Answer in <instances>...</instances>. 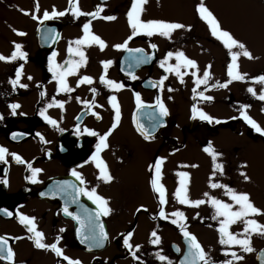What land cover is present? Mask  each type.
I'll list each match as a JSON object with an SVG mask.
<instances>
[{"label": "flooded vegetation", "instance_id": "af4514ba", "mask_svg": "<svg viewBox=\"0 0 264 264\" xmlns=\"http://www.w3.org/2000/svg\"><path fill=\"white\" fill-rule=\"evenodd\" d=\"M55 2L61 3L57 11L69 7L68 0ZM77 2L82 12H93L97 5H101V16L111 15L116 18L107 21L81 15L74 19L71 12H68L62 17L45 20L48 23L42 29L39 39L37 28L44 20L29 19L27 30L26 22L18 29L25 35H17L16 41L22 45L26 59L17 58L11 61L15 63L11 79H15L16 68L22 66L20 83L28 87L17 86L13 90L9 80L0 77V146L7 149V162L0 161V209L13 214L7 216L0 212V236L7 238L14 251L13 264H68L50 250L34 247L33 241L28 239L30 233L27 226L18 222L16 213L19 212L34 218L36 229L43 233L44 243L51 244L59 236L58 246L63 250V254L70 259L79 260L81 264H169V261L171 264H181L187 252V244L178 225L171 223L172 219L178 218L172 217L171 212H166L164 218L160 216L161 207L164 212L165 208L160 205L158 194L151 189L149 182L155 168H150L149 165H154L157 157L164 158L160 180L164 188V181L167 180L176 190L182 179L177 173H188L187 195L191 200L206 199L203 193L207 192L210 196L231 204L232 201L224 194L223 188L209 187L211 181L227 185L237 192L248 193L252 203L264 212V186L254 187L252 190L249 188V179L245 181L240 175L243 172L248 176L249 160L247 161L246 156L257 153H246L244 147L246 123L241 116V106L245 100V78L228 82L227 65L231 62V57L197 14L196 6L201 0H174L175 10L167 18L161 0H147L143 5V20L158 19L186 26L184 29L172 31L170 37H175L176 40L178 38L179 45L189 46L191 49L187 54L184 50L176 48L167 51L165 37L157 34L151 37L136 35L128 41L126 48L116 49L114 45L122 44L131 34L126 18L131 0ZM202 2L216 17L221 28L241 43L245 40L243 28L246 18L251 23L253 18L255 29H264V0H226L223 1L225 4L219 3L218 0ZM225 12L226 17L237 16V27L223 28L224 16L221 18L219 15ZM89 21L91 32L101 37L106 46L103 50L97 44L82 46L81 50L87 58L86 63L76 74L66 77L72 91L58 93L56 82L47 68L48 56L55 51V62L64 64L69 58L66 51L69 41L82 36V25ZM53 35L55 39L52 38ZM259 37L261 41L264 40V34ZM151 44H155L156 48H151ZM197 47L202 50L207 47L211 51L207 54L209 57H196L199 54L196 53ZM128 49H143V52H132ZM169 51H182L185 56L196 62L197 68H181V78L172 71L165 72L164 68L160 67V61ZM256 53L254 56L258 59L248 71L245 66L239 64L240 57L237 58V70L244 77L248 74V79L264 76V61L261 63L264 53ZM133 57H144L145 62L137 64ZM105 60L112 61L106 70L100 63ZM168 64L175 65V57L171 58ZM206 68L210 73L207 83L196 85L192 71L197 72V77L203 78ZM102 72L107 80L120 83L123 87L119 90L106 87L99 79ZM29 76L32 77L31 80L28 79ZM81 76L92 77V83H83L77 87V80ZM133 76L135 79L131 78ZM162 76L166 77L162 86H151ZM226 82V87L219 86ZM92 88L96 89L95 95L90 91ZM193 88H196L195 96ZM41 91L45 93L44 96H40ZM201 92L212 99H203L199 95ZM133 93L139 94L144 107H136ZM109 96L115 97L120 115L117 127L107 137V147L98 153L113 177L110 182L105 183L97 179L99 169L89 157L96 151L99 136L111 127L115 115L108 103ZM157 96L168 110V115L163 118L159 116L155 103ZM53 101L63 102V108ZM84 101H88L91 107L85 105ZM13 103L19 105L15 114L9 108ZM193 104L212 116L213 122L208 123L199 118L191 119ZM42 108L45 109V115L57 122L55 126L50 125L40 115ZM255 109L256 112H261L260 103ZM243 111L245 112V109ZM93 112L97 113L99 118L92 115ZM150 116L153 118L150 119ZM134 119L149 130L148 140L137 131ZM217 120L220 122L216 123ZM85 129L96 132L97 136L89 135ZM252 129L248 130V137L257 138L255 141L259 140L264 149V135ZM11 132L17 134L15 139L12 138L14 133L10 135ZM37 133L43 137V142ZM209 142L216 152L221 153L217 157V163L222 165V173L216 170L213 175L212 158L203 151ZM11 153L18 154L26 163H16ZM262 154L264 155V151ZM85 161L88 162L84 163ZM28 163L31 167L42 169L36 176V183L25 178L31 175ZM165 166L169 168L167 174L164 173ZM73 169L82 174L84 187H95L97 193L108 201L111 212L107 216H101L107 234V244L103 248L93 245V248L87 250L86 246H81L76 240L74 221L62 211L66 204L76 207L82 202V205L89 203L95 208L96 205L84 195H80L77 202L72 203V189L54 194L62 181L81 186L80 182L70 175ZM200 187L203 188L202 194H198ZM41 190H44L45 195H41ZM117 208L122 211L119 215L116 214ZM185 208L182 221L186 225L185 230L196 237L207 253L209 264H223L226 260H230L232 264H262L264 235L251 234V246L254 251L248 253L243 252L237 245H221L218 242L217 229L219 220L223 217L212 219L214 209L208 203L199 206L185 205ZM174 211L175 208L172 212ZM249 218L264 225V214ZM61 228L64 229L63 232L59 231ZM88 228L89 223L81 226L83 236L88 234ZM242 229L241 222L232 224L229 228L233 233H240ZM153 230L160 237V243L155 245L149 243ZM128 232H132L129 241L133 246L132 250L124 247L123 243V237ZM15 237L22 238L14 239ZM136 245H140L138 250L135 249ZM177 247L179 251L175 250ZM133 251L138 259H133ZM225 252H236L243 259L234 260L230 254L225 255ZM156 253L167 257V260H158ZM0 264L8 262L0 260Z\"/></svg>", "mask_w": 264, "mask_h": 264}, {"label": "snow or ice", "instance_id": "6c2138e0", "mask_svg": "<svg viewBox=\"0 0 264 264\" xmlns=\"http://www.w3.org/2000/svg\"><path fill=\"white\" fill-rule=\"evenodd\" d=\"M147 2V0H131V4L129 9L126 12V18L128 27L131 30V34L125 39V41L122 44H116L114 47L116 49H123L126 48L127 43L129 40H131L134 36L143 34L148 37L153 36L154 34L160 35L165 38H170V35L172 31L176 29H184L186 26L181 23L176 22H168L164 20H158V19H149V20H143L141 19V14L144 11L143 5ZM68 8H65L63 11H57L55 7H53L52 11L49 12L48 10H45L43 12L42 17H38L35 13L31 14V18L33 20H48L52 18H59L64 16L66 13L71 12L73 15V18H77L81 15L89 16L92 18H100L107 21L114 20L116 17L107 15V16H101V12L103 11V7L101 5H97L96 9L93 12H82L78 7L77 0H68ZM36 10L39 9L38 2L35 4ZM24 15H29V13L25 10H21ZM196 12L199 15L200 19L204 21L208 29L213 37H215L220 43L223 45L225 49L228 50V55L231 57V62L227 65V75L229 77V81L232 80H243L244 75H242L238 70V64H237V58L241 54L244 57H247L249 59L252 58L251 53L246 49L245 45L235 39L227 30H224L221 28L219 22L217 21L216 17L213 15V13L203 4L202 0L201 3H199L196 6ZM90 21L86 22L82 25V32L83 35L69 41L68 47L66 49L69 58L65 60L64 64L56 63L54 58L56 57L57 53L53 51L48 56V71L52 74V79L56 82V91L59 92H70L72 89L69 87L66 77L69 75H74L77 73L78 69L83 66L86 63V56L84 51H82V46L85 45H91V44H97L99 45L100 49L103 50V48L106 46L105 41L99 37L98 35H95L91 32L90 29ZM190 27V26H189ZM13 32H15L17 35H25V33L20 32L16 29H12ZM53 31V30H48ZM55 39V35L52 37ZM151 48L155 49L156 45L151 44ZM238 49L239 51H233V49ZM128 51L132 52H143V49H128ZM71 57H78V60H73ZM175 57L176 64L175 65H169L168 61ZM19 59H26V53L22 51V45L19 43L13 42V50L11 53L7 56L0 54V61L3 62H11ZM133 60L135 63H143L145 62L144 57H133ZM103 69H107L108 66L112 63V61H101L100 62ZM160 67L164 68L165 72L172 71L174 72L178 78H181L183 73L180 71L181 68H192L196 69L197 64L194 60L188 58L185 56V54L182 51H176L172 52L169 51L165 54L163 59L160 61ZM22 75V66L17 67L15 70V79H9V83L12 85L13 90L17 86L21 88H27L28 86L26 84L20 83V78ZM131 76V73H129ZM191 75L195 78L194 83L196 85L200 84H206L207 79L210 76V73L208 72L207 68L204 70L203 78L197 77V72L192 71ZM135 79V77H131ZM166 77L162 76L160 80L152 84L151 86H162L164 79ZM29 80L32 79L31 76L28 77ZM100 82L104 84L106 87H110L116 90H119L123 87L122 84L117 83L112 80H107L105 77L104 72L101 73ZM254 80L264 83V76H259L253 78ZM220 84V87H226L227 83ZM92 83V77L90 76H81L77 80V87L80 84ZM181 83H183V80L181 79ZM171 90V89H170ZM90 91L95 95L96 89L92 88ZM247 91L254 96L256 95V92L253 88L249 87ZM193 94L194 96L196 93V88H193ZM45 93L43 91L40 92V96H44ZM136 107L142 108L144 107L143 102L141 101V98L138 93H133ZM199 95L206 100H211L212 97L210 96H204L203 92L199 93ZM171 98V97H170ZM258 99L261 101H264V89H262L259 93ZM77 101L80 102V98L77 97ZM53 103L57 104L61 109L63 108V102H57L53 101ZM85 105L91 107V104L88 101H84ZM94 103V99L93 102ZM108 103L112 106L115 115L113 116L111 127L103 133V135L99 136L98 143L96 145V151L92 153V155L89 157V160L94 162L95 167L99 169V175L97 177L98 180H102L105 183L110 182L113 177L110 175L106 163L98 156V153L103 149L107 147V137L111 134L112 130L117 127L118 121H119V107L116 102L115 97L109 96L108 97ZM155 103L157 105V110L159 112V116L161 118L168 115V110L161 101L160 97L157 96L155 98ZM50 106V105H49ZM19 107L18 104H10L9 108L13 110V114H15V109ZM47 107V106H46ZM249 107L248 105H242L241 106V116L244 119L245 123L250 125L251 128H253L256 132L260 133L261 135H264V129H262L256 121H254L251 117H249L243 109ZM264 111V109H262ZM191 119L199 118L202 121H207L208 123H212L214 118L202 110L198 109L195 104L191 107ZM40 115L50 124L55 126L56 121L45 115V109L42 108L40 110ZM92 115L99 118L98 114L93 112ZM153 118L150 116V119ZM216 123H219L220 121H215ZM134 123L136 125L137 131L143 136L145 140H148L150 138V133L148 129H145L143 125L136 123L134 119ZM155 127V125H153ZM86 132H88L89 135L97 136V133L94 131H91L89 129H85ZM17 134H13L12 138L15 139ZM38 136H40L39 133H37ZM41 141L43 142V137L40 136ZM203 151L207 154H209L212 158V167H213V175L215 174L216 170H220L221 173L223 172L222 165L217 163V157L221 155V153L216 152L211 142H209L208 146L203 148ZM7 154V149L0 146V161L7 162L5 160V155ZM13 161L16 163H26L18 154L11 153ZM163 159L161 157H157L155 159L154 165H149L150 168H155V171L152 173L151 179H150V186L154 193L158 194L159 197V203L161 206H163L166 203V190L164 186L160 183L162 172H161V166L163 163ZM88 161H85L84 163H87ZM195 167V165H192ZM243 166V165H242ZM28 170L31 172L30 176L25 177L27 180H30L32 183H36V176L38 173L42 171L40 168H34L31 167V164L28 163ZM70 175L75 177L80 182V187H77L76 185L70 183L69 181H62L59 183L57 188L54 191L55 192H67V189H72L74 192V195H72V203H76L80 195L86 196L89 200L92 201L93 204L96 205L95 214L92 215L88 209H84V213L87 214L88 222H89V228H88V234L86 236H83L81 239V243L89 242L90 246H100L104 240L107 239V234L104 230V227L99 223L101 216H107L111 212V209L108 207V201L103 197L100 196L96 188H86L83 185H85V180L81 173L77 172L75 169H73L70 172ZM178 176L182 177V179L179 181V186L176 188L175 192L173 193V197L176 199V201L180 204L189 205V206H199L204 203H208L212 206L214 209V215L212 216V219H216L217 217H223V219L219 220V228L217 229L219 233V244L221 245H228L233 246L237 245L240 247V249L245 252H252L254 249L251 246V239L250 236L252 233H257L259 235H264V225L259 224L255 219H251L249 217L254 215H262L264 212L261 211V209L257 208L251 201L249 194L245 192H237L235 189H232L228 187L227 185L219 184V183H212L209 182L210 188H223L224 194L227 195L232 203H226L220 199H217L214 196H210L209 193L205 192L203 193V196L206 199H197V200H191L189 199L187 195V182H188V173L186 172H180L177 173ZM241 176H243L244 180L247 181L249 177L241 172ZM4 183L6 184L7 181L5 180ZM41 195H45V193H41ZM62 211L66 216H70L73 220H76L78 223H81L82 221L80 218L72 213L69 212L67 206H65ZM139 211V209H138ZM0 212H4L7 216H12V212L7 211L5 209H0ZM166 213L163 211V208L161 207L160 216L162 218L166 217ZM172 217L178 218V219H172L171 223L174 225H178L180 228V231L185 238V242L187 244V252L185 253L184 258L181 260V264H200V262H203V264H209V260L207 258V253L203 250L199 242L197 241L196 237L186 231V225L182 222L184 219V214L180 212L179 210L174 211L170 214ZM16 217L18 219V222L22 225L27 226V231L30 233L28 236L29 240L33 241V245L37 249H43V250H50L55 254L57 257H62L64 261H67L68 264H81L79 260H73L70 259L68 256L63 254V250L58 246L60 237L57 236L55 242L51 244L44 243V237L43 233L38 231L36 229L34 218L29 217L27 215L21 214L19 212L16 213ZM237 222H241L243 224V229L240 233H233L229 230L230 226L232 224H235ZM60 232H63L64 229L61 228L59 230ZM77 236H81V229H76ZM132 236V232H128L123 237V243L124 247L132 250L133 246L130 244V237ZM22 237H15L14 239H21ZM150 244H158L160 243V237L157 235L156 231L153 230L150 234L149 238ZM140 245H136L135 249H139ZM176 251H179L180 249L177 247L175 248ZM264 251V250H262ZM231 255V257L234 260H241L243 259L242 256H238L236 252H225V255ZM14 251L9 246L8 240L4 236H0V260L7 261L8 264H13L14 261ZM156 257L160 261L167 260V257L161 255L160 253H156ZM133 259H138V257L135 256L133 251ZM259 259V257H258ZM169 264L171 262L169 261ZM223 264H232L230 260H226L223 262ZM262 264H264V261H262Z\"/></svg>", "mask_w": 264, "mask_h": 264}, {"label": "rangeland", "instance_id": "374dc122", "mask_svg": "<svg viewBox=\"0 0 264 264\" xmlns=\"http://www.w3.org/2000/svg\"><path fill=\"white\" fill-rule=\"evenodd\" d=\"M25 1V2H24ZM0 0V54H3L5 56L9 55L11 51L13 50V42L16 43L18 36L15 32H13L12 29L18 30L20 26L24 25V22H26L25 29H28V23L29 19L33 20L31 18V15L33 12L39 17L43 15L42 13L45 10L52 11L53 7L56 9H60L61 3L55 2V0ZM162 4H164L163 10L165 13V17H170L172 12H174L173 4L174 0H161ZM226 0H218L219 3H224ZM38 2L39 9L36 10L35 4ZM225 4V3H224ZM21 10H25L29 13V15H24ZM222 15L224 16V23L223 28H233L237 27L239 24V19L237 16H228L226 17V12L224 14L219 15L222 18ZM34 21V20H33ZM221 22V20H220ZM253 23V25H252ZM252 23L246 18L245 24L243 28L244 32V45L246 49L251 53L252 58L249 59L247 57H244L242 54L239 56L241 61L240 65L245 66V70L248 71L252 63L258 59V57H255L254 54L257 52L264 53V40L261 41L260 37L264 34V29H255L254 27V21L252 18ZM21 31V30H18ZM178 38L176 40L175 37L165 38V48L166 50H170L171 48L181 49L185 51V54L190 52L189 46L179 45L177 42ZM177 43V44H174ZM199 49L197 47V52L199 53L196 55V57H209L207 54H210L211 51L207 49V47ZM208 52H206V51ZM234 51H239L238 49L234 48ZM256 53V54H257ZM263 55V54H262ZM264 57V56H263ZM264 60H261V63ZM15 66L14 62H0V77L3 79L12 78L13 76V67ZM247 75H245V80L243 82L244 86V94H245V100L244 105H248L249 107L245 108V114H247L249 117H251L256 123L264 129V112L262 109H264V101H261L258 99L259 93L262 89H264V83H260L258 81H253V79L250 77L247 78ZM251 87L256 92V95L249 93L247 89ZM182 103H184V95H181ZM260 103L261 106V112H256L255 107ZM251 129L250 125L246 123L245 125V133H244V147L246 153H254L253 155H247V161L249 160V165H247L248 168V177H249V188L252 189L254 187L261 188L264 186V155L262 154L263 144L258 141H255L256 139L249 138L248 137V130ZM254 129H252L253 131ZM168 166L164 167V173H168L169 171ZM165 190H166V203L164 204L165 213L171 212L173 208L179 210L180 212L184 213L186 208L184 204H180L176 201V199L173 197V193L175 192L172 185L165 180L164 181ZM253 190V189H252ZM189 193V191H187ZM203 193V188L200 187L198 189V194ZM122 211H119L117 208V215L121 214ZM134 213V211L132 212Z\"/></svg>", "mask_w": 264, "mask_h": 264}, {"label": "water", "instance_id": "95a60500", "mask_svg": "<svg viewBox=\"0 0 264 264\" xmlns=\"http://www.w3.org/2000/svg\"><path fill=\"white\" fill-rule=\"evenodd\" d=\"M46 23H48L47 21H44V22H42V23H40L39 24V26H38V28H37V38L39 39L40 38V35H41V31H42V29L44 28V26H45V24ZM14 132H11L10 133V135L11 134H13ZM42 191V193H44V190H41ZM65 206H67V208H68V210H69V212H72V213H74V214H76L79 218H80V220L82 221L81 223H78L76 220H73L74 221V227H75V236H76V240L78 241V243L81 245V246H86V249L87 250H89L88 248H93V246H90V244H89V242H84V243H81V239L83 238V235L81 234V236L80 237H78L77 236V233H76V229L77 228H81V226L83 225V223L84 224H88L89 222H88V219H87V214H85L84 213V209H88L89 210V212L92 214V215H94L95 214V210H96V208H94L91 204H84V205H82V202H80V204L78 205V206H71V204L69 205V204H66ZM64 206V207H65ZM63 207V208H64ZM62 208V209H63ZM64 213V212H63ZM68 217H70V216H68ZM82 217H85V219H83ZM99 223L104 227V230H105V226H104V222L102 221V219L100 218V220H99ZM106 240H104L103 242H102V244L100 245V247L101 248H103V247H105L106 246Z\"/></svg>", "mask_w": 264, "mask_h": 264}]
</instances>
